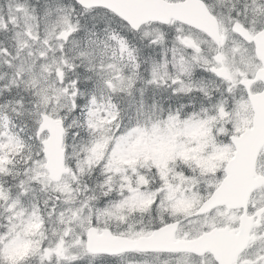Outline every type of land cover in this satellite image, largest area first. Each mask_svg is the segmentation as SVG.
<instances>
[{"label": "snow or ice", "instance_id": "snow-or-ice-1", "mask_svg": "<svg viewBox=\"0 0 264 264\" xmlns=\"http://www.w3.org/2000/svg\"><path fill=\"white\" fill-rule=\"evenodd\" d=\"M0 264H264V0H0Z\"/></svg>", "mask_w": 264, "mask_h": 264}]
</instances>
